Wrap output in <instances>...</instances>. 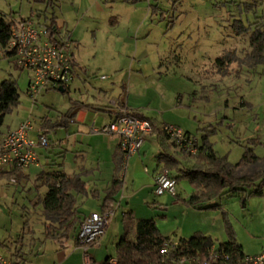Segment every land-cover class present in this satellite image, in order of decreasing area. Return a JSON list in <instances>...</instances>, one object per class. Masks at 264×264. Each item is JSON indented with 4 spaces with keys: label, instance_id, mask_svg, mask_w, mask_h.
I'll return each instance as SVG.
<instances>
[{
    "label": "rangeland",
    "instance_id": "rangeland-1",
    "mask_svg": "<svg viewBox=\"0 0 264 264\" xmlns=\"http://www.w3.org/2000/svg\"><path fill=\"white\" fill-rule=\"evenodd\" d=\"M247 4L253 7L249 12L244 10ZM41 6L35 0H0V12L17 17L29 16L31 9L36 12ZM54 12L70 30L76 28L75 54L90 84L115 85V92L124 85L121 100L129 97L144 114L176 124L198 138L203 127L214 126L208 139L215 152L232 163L240 159L246 138L264 142V61L253 66L239 62L250 51L248 33L237 34L233 25L235 19L245 25L248 20L264 25V0H58ZM122 41L125 47L120 49ZM228 52H234V61L218 66L216 59ZM3 53L0 50V82L15 78L19 100L5 114L2 128L22 119L36 122L47 113V106L59 110L67 103L68 95L58 92L40 95L36 103L25 96L29 73L15 68ZM102 75L106 79L100 80ZM252 149L264 156V145ZM183 157L190 163V157ZM185 185L186 181H179L176 192L183 194ZM137 198L133 203H138ZM10 200V194L0 198V252L1 242L9 240L21 224L20 210ZM212 204L217 207L197 211L199 215L194 212L195 217L180 216L172 208L167 223H162L158 205L151 206L156 212L151 208L138 214L153 219L161 232L175 226V217L185 225L194 222L218 241L227 240L228 222L245 254L264 253V192L247 197L244 206L240 194L223 196ZM116 218L120 223V216ZM110 248L115 256V248Z\"/></svg>",
    "mask_w": 264,
    "mask_h": 264
},
{
    "label": "crops",
    "instance_id": "crops-1",
    "mask_svg": "<svg viewBox=\"0 0 264 264\" xmlns=\"http://www.w3.org/2000/svg\"><path fill=\"white\" fill-rule=\"evenodd\" d=\"M49 1L52 3V7L48 6L47 1H45L41 2L42 6L40 8L35 9L36 12L31 9L34 14L33 18L40 24H45L44 14L48 16L53 14L57 28L68 30L72 41L71 53L75 73L71 83L63 91H59L58 88L47 87L36 97L35 101L40 95L46 96L53 92L67 94V103L59 110L50 105L47 106V113L41 115L38 121H33L34 124L30 119H22L13 127L2 128L0 126L1 134L7 130L17 128L22 122L29 121L31 128L27 133L30 138L34 139L40 134H44L49 140L48 146L36 147L35 152L38 156L36 164L23 169L0 168V198L10 194V201L18 206L21 219V224L16 233L9 240L1 242L2 252H0V255L10 256L21 264H83V249L77 239L80 222L92 212H101V204L106 192L114 179L118 178L122 181V188L115 195L110 222L104 234L87 249V253L96 262L103 264L109 257L116 258L110 251V247L115 248L122 234V215L125 211H132L136 218H144L139 216L138 210L143 213V211L146 212L154 208V212H156V208L151 206L158 205L163 210V213L159 216L162 223L168 222L167 215H169L168 213L172 208L177 209L180 216L183 217L187 215L195 217L198 212L202 211L184 206L180 201V199L188 198L193 192L187 180L182 179L187 182L186 187L181 190L183 194L176 192L175 195L166 193L156 196L153 193L155 176L161 171V164L157 162V155L162 149L173 154L181 166L191 165L194 158L190 157L189 160L191 161L187 163V159L174 146H171L169 141H165V145L162 146L160 137L156 132H152L144 140L139 151L127 158L125 168H122L119 137L105 132L91 133L89 131L90 127L101 128L109 124L117 117L118 108L124 106L130 112L137 111L145 117L156 120L159 125L172 123L159 122L155 117L144 114L140 108L130 102L129 97L124 101L121 100L124 85L115 92V89H113L115 85L111 87L109 85L104 86V84L100 86L90 84L86 68L81 66L75 54L78 51L79 43V36L75 32L76 28L70 30L71 27L68 26L66 20H60L54 12V7L58 6V0ZM94 3L96 5V2ZM87 5V2H84V9L89 11ZM50 8L52 9L50 10ZM6 15L11 21L30 16L17 17L11 13ZM37 15L40 16L37 17ZM123 47H125V44L122 41L119 48L123 49ZM0 50L2 49L0 48ZM3 54L2 56L12 62V56ZM104 79H106V76L100 80ZM28 81L29 75L25 84V96H27ZM87 86L91 89H88ZM111 101H115L116 105H112ZM172 125L177 126L176 124ZM185 132L196 137L198 144H200V139L195 134L189 131ZM58 173L63 174L66 178L77 179L82 183V191L74 187L68 189L74 197L76 211L74 225L66 235H63L62 229L56 223L52 225L55 227L54 232L46 229V225H49L50 222L43 215L41 201L47 190L44 184H40L42 177ZM172 173V175H175L174 172ZM11 179H15V181H11ZM179 181L176 182V185ZM10 189L11 193L9 192ZM129 189L130 191L134 189L135 192L130 194ZM120 192L121 196L118 198ZM136 197H138V203H133ZM93 199L98 202L96 204L92 203ZM123 202H125L124 205ZM117 216H120V223L119 220L117 221ZM175 218L177 219L175 226L166 232H161L157 226L161 234L167 236L170 241L175 242L180 238L187 239L195 232L211 236L208 230L200 228L201 226H198V224L189 221L185 225V223L178 221V217ZM114 219H116L117 226L113 230L112 222ZM212 239L215 241L212 246L213 249H216L219 243L226 241H218L213 237Z\"/></svg>",
    "mask_w": 264,
    "mask_h": 264
},
{
    "label": "trees",
    "instance_id": "trees-1",
    "mask_svg": "<svg viewBox=\"0 0 264 264\" xmlns=\"http://www.w3.org/2000/svg\"><path fill=\"white\" fill-rule=\"evenodd\" d=\"M36 2L49 0H35ZM253 9L252 5L244 7L245 12ZM44 14V13H43ZM40 15H37L39 17ZM31 11L29 18H33ZM260 18V17H257ZM44 23L51 30L57 28L56 19L53 14H44ZM234 27L237 34L248 33L249 53L240 63L250 66L264 61V25H258L257 21H247L246 25L240 19L234 20ZM12 21L4 13L0 12V48L4 50L10 38V26ZM5 55L11 56L9 53ZM234 52H228L216 59L218 66L228 65L234 61ZM238 60V58H237ZM13 65L15 66L13 60ZM16 67V66H15ZM18 68V67H16ZM19 69V68H18ZM21 70V69H20ZM19 92L16 79L9 76L0 82V126L3 123L5 114L11 107L17 104ZM132 114L147 119L152 132H156L160 137L161 145L168 141L162 125L151 118L141 115L139 112ZM211 126V125H210ZM200 136V144L196 154H188L179 151L182 155L194 158L191 165L181 166L180 162L165 149L157 155V162L161 164V170H166L178 182L187 180L193 192L186 199H180L182 204L196 210L214 209L216 204H212L215 199L223 196L241 195L242 205H245L246 198L253 195H261L264 192V156L254 153L252 147L264 145L259 137L245 139V150L240 159L232 163L226 156L218 155L209 141V135L215 131V127H204ZM171 146H174L171 143ZM175 147V146H174ZM174 172L175 175H172ZM40 184L47 187L42 197L43 215L50 222L46 229L55 231L53 224H57L62 229L63 235L73 227L75 222L74 197L68 191L69 188H76L82 191V183L77 179L66 178L63 174L45 175ZM122 188V181L114 179L106 196L101 204V212L110 211L114 208L115 195ZM228 239L221 242L215 249L218 253H227V261L209 256V251L215 241L209 235L195 232L191 237L177 240V245L168 248L167 253H162V248L170 242L167 236L159 231L155 221L150 218H136L132 211L127 210L122 215V234L115 245V257L117 264H179L180 257H197L199 263L191 264H241L245 255L241 245L237 242L231 225L225 223ZM190 264V263H186Z\"/></svg>",
    "mask_w": 264,
    "mask_h": 264
},
{
    "label": "built area",
    "instance_id": "built-area-1",
    "mask_svg": "<svg viewBox=\"0 0 264 264\" xmlns=\"http://www.w3.org/2000/svg\"><path fill=\"white\" fill-rule=\"evenodd\" d=\"M72 41L66 28L51 31L45 24H40L34 18H21L12 21L10 38L4 48L9 53L16 67L29 73L26 94L34 102L37 95L45 88H67L74 77L72 60ZM104 78V76H101ZM116 105L115 101H111ZM29 121L20 123L17 128L0 134V168L23 169L38 162L36 147H46L49 140L44 134L37 138H30ZM162 129L170 143L179 151L196 154L198 142L196 137L172 124H162ZM91 133H111L119 137V150L122 155V168L129 156L139 151L144 140L151 135L150 122L132 114L126 106L118 108V115L101 128L90 127ZM15 181V179H11ZM153 193L175 195L176 180L167 171L161 170L155 176ZM113 211L92 212L79 225L77 239L83 249V264H100L88 253L87 249L95 243L105 232ZM177 245V241L168 242L162 253ZM209 256L227 261V253L220 254L211 247ZM199 263L197 257H180L179 264ZM0 264H21L10 256L0 255ZM103 264H117V259L109 257ZM206 264V261L203 262ZM241 264H264V253L244 255Z\"/></svg>",
    "mask_w": 264,
    "mask_h": 264
},
{
    "label": "water",
    "instance_id": "water-1",
    "mask_svg": "<svg viewBox=\"0 0 264 264\" xmlns=\"http://www.w3.org/2000/svg\"><path fill=\"white\" fill-rule=\"evenodd\" d=\"M58 90H59V91H63V88H62V87H58Z\"/></svg>",
    "mask_w": 264,
    "mask_h": 264
}]
</instances>
